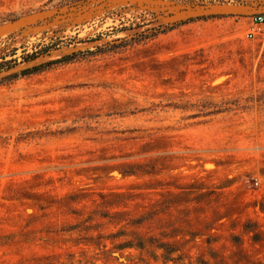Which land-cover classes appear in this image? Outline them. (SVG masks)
I'll list each match as a JSON object with an SVG mask.
<instances>
[{
  "label": "rangeland",
  "instance_id": "rangeland-1",
  "mask_svg": "<svg viewBox=\"0 0 264 264\" xmlns=\"http://www.w3.org/2000/svg\"><path fill=\"white\" fill-rule=\"evenodd\" d=\"M263 13L0 0V264H264Z\"/></svg>",
  "mask_w": 264,
  "mask_h": 264
},
{
  "label": "trees",
  "instance_id": "trees-1",
  "mask_svg": "<svg viewBox=\"0 0 264 264\" xmlns=\"http://www.w3.org/2000/svg\"><path fill=\"white\" fill-rule=\"evenodd\" d=\"M58 41V40H57ZM57 41L55 42H50V43H47V44H38L37 46H35L33 48V50L31 52H26V51H23V54L21 56V60L23 62H29V61H33L35 59H37L38 57L42 56V55H45V54H48L51 50H54L57 48L58 46V43ZM15 49L12 50V55H15ZM83 52H77V53H73L71 55H66V56H63L62 58L60 59H57V60H53V61H49L47 63H44V64H40L38 66H34L32 68H28V69H25L21 72V74H28V73H31V72H34V71H37L39 70L41 67H44V66H48V65H51V64H54V63H58V62H63V61H68L70 60L73 56L77 55V54H82ZM3 61L0 62V72L3 70V69H10L12 68L16 63H17V59L16 58H12L10 60H4V58H2ZM16 76V74H12L10 75V77H14Z\"/></svg>",
  "mask_w": 264,
  "mask_h": 264
},
{
  "label": "built area",
  "instance_id": "built-area-1",
  "mask_svg": "<svg viewBox=\"0 0 264 264\" xmlns=\"http://www.w3.org/2000/svg\"><path fill=\"white\" fill-rule=\"evenodd\" d=\"M261 26H264V13L258 14L252 19V27L247 36H254L260 34Z\"/></svg>",
  "mask_w": 264,
  "mask_h": 264
}]
</instances>
